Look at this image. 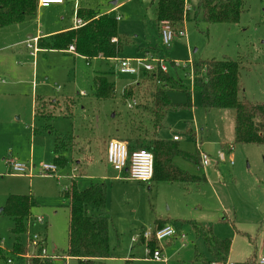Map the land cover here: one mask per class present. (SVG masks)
<instances>
[{
    "label": "rangeland",
    "instance_id": "1",
    "mask_svg": "<svg viewBox=\"0 0 264 264\" xmlns=\"http://www.w3.org/2000/svg\"><path fill=\"white\" fill-rule=\"evenodd\" d=\"M187 1L190 18L176 28L185 35L174 37L170 45L164 43L157 25L158 0H65L43 8L36 0V11L24 22L0 26V246L14 264H22L14 251L15 242L19 239L26 246L34 233H40V245L48 255L68 254L71 209L62 191L71 190L73 181L78 189L94 183L106 187L110 246L106 264H221L196 234L195 222L212 226L219 238L232 240L229 263L252 256V264H263L264 144L235 142L233 108L202 106L200 94L193 90L191 63L224 57L238 61L245 96L252 102H264V0H243L240 18L232 23L196 19L199 0ZM77 11L81 15L110 11L113 18L120 15L116 32L124 43L118 57L144 58L149 57L148 51L164 61L178 82L167 85L171 100L185 104L191 98L190 106L167 113L157 137L172 140L176 134L182 151L209 154L213 160L205 168L178 155L173 159L180 169L200 176L199 183L171 182L161 179V174L148 182L129 180L107 162L105 149L110 139L151 138L152 129H146L153 125L151 113L144 107L151 105L153 83L143 71L119 73L115 60L92 58L88 64L85 58L65 51L33 53L37 44L28 46L29 33L45 36L72 26ZM101 73L114 84L106 95L97 94L95 79ZM128 87L132 94L125 96ZM40 98L59 100L37 106L44 119L52 112L49 121L33 112V103L36 99L40 103ZM190 127L196 134L189 132ZM220 152L225 159L217 157ZM57 157L65 162L58 163ZM8 160L35 166L34 175L12 174L15 171ZM43 164L58 167L42 175ZM11 194L34 199L33 219L25 232L16 231L15 218L5 209ZM37 216L44 217V223L34 220ZM159 220L170 222L176 231L173 237L154 242L161 248L162 261L148 254L146 241L135 240L143 231L154 230ZM29 251L44 258L31 245ZM0 264L7 263L0 260ZM53 264L65 262L55 260ZM70 264L78 261L71 259Z\"/></svg>",
    "mask_w": 264,
    "mask_h": 264
},
{
    "label": "trees",
    "instance_id": "2",
    "mask_svg": "<svg viewBox=\"0 0 264 264\" xmlns=\"http://www.w3.org/2000/svg\"><path fill=\"white\" fill-rule=\"evenodd\" d=\"M189 8L187 0H158L157 22L168 21L176 30L186 19L190 18ZM36 9V0H0V26L21 23L32 16ZM243 9V0H199L195 6V18H202L210 22L232 23L239 20ZM87 16L90 20L89 23L78 31L64 32L60 39L40 38L39 46L42 48H66L75 39L79 52L90 57L99 54L105 57L118 56L123 50L124 42L119 38L115 42L112 41L113 37H118L116 18L95 11ZM144 73L149 75L148 77L153 83L149 93L151 105L144 107L151 113L150 120L153 125L151 127L145 125V127L148 130L152 129V136L149 139L129 137L127 141L129 149H145L153 153V179L161 174V179L171 182L199 183L200 176L190 174L173 163L174 157L178 155L200 165L198 151L196 153L184 152L179 149L175 139L164 140L157 137L167 113L180 107L190 106L191 98L185 104H176L171 100L167 85L178 82L170 76L168 71L155 70L144 71ZM192 73L193 90L200 94L201 104L205 109L233 108L235 110V142L264 144V102H252L245 96L241 82V65L238 61L228 57L194 61L192 62ZM95 80L98 95H106L114 88V84L108 82L104 77H96ZM108 87L111 88L109 91ZM131 90L132 87L125 88L124 95L130 96ZM47 117L50 118V116ZM50 131L54 132L53 127ZM189 132L194 133L193 128L190 127ZM57 139H59L58 136ZM56 149L60 151L58 147ZM56 160L62 164L65 162L61 157H57ZM202 179L206 180V176L203 175ZM62 193L69 197L71 209L68 254L75 258L78 264H106L105 259L110 257V246L109 211L105 185L94 183L83 189L73 187ZM33 202L34 199L30 195L11 194L8 197L5 209L14 216L18 233L27 230L26 220L30 216ZM166 224H170V222L159 220L156 226L162 227ZM193 227L196 234L204 239L212 254L219 259L221 264L253 263L252 256L242 262L229 263L228 257L232 240L219 238L214 234L212 226L195 222ZM14 247L16 255L29 252V245H23L19 239L15 242ZM150 247L152 250L156 248L154 242H151ZM37 250L40 253L42 249L39 247ZM7 258L5 250L0 248V260L7 263ZM51 263L52 260L39 259L36 255L35 258L26 260L25 264ZM213 263L207 262L206 264Z\"/></svg>",
    "mask_w": 264,
    "mask_h": 264
},
{
    "label": "built area",
    "instance_id": "3",
    "mask_svg": "<svg viewBox=\"0 0 264 264\" xmlns=\"http://www.w3.org/2000/svg\"><path fill=\"white\" fill-rule=\"evenodd\" d=\"M65 0H37V4L39 7H49L52 4H63ZM119 18V17H118ZM76 23L78 25H83L84 21L81 18H76ZM161 34L164 40V43L170 45V42L176 36H184L185 32L183 30H175L170 25L168 21L161 22ZM38 37L31 39L29 42L36 43ZM29 47L31 45L29 44ZM70 51L77 52L76 47L74 45H70L68 47ZM37 51L36 46H34L33 53ZM118 70L121 74H138L139 72L144 71H155L162 70L167 71V66L164 64L162 59L154 58V57H136V58H122L119 60ZM193 75V73H192ZM159 83V82H158ZM175 140L179 139L178 135H174ZM228 149H233V144H228ZM217 157L219 159H225V153L220 152ZM106 158L107 162L112 166V168L118 172L126 171L129 179L138 180L141 182H148L153 179L154 176V156L153 153L149 150L145 149H135L130 150L128 143L123 140L112 138L107 143L106 148ZM213 159L210 158L209 154L204 151H200V161L201 166L203 168L207 167ZM230 163L233 164L234 161L232 158L229 159ZM8 164L17 174H23L28 176L34 175V167L31 164L22 163L14 160H8ZM56 164H43L41 166L42 175H50L57 170ZM38 223H43L44 218L38 216L35 218ZM30 221V219H29ZM176 234V231L172 224H166L162 227H156L154 230L143 231L139 236L135 238V240L143 239L148 244V254L155 260L162 261L165 260L161 251V248L156 246L154 250L150 248V242L160 241L165 238L173 237ZM42 240L40 233H34L29 238V245L33 246V248H39L40 241ZM1 248V247H0ZM37 252V251H36ZM24 259H32L35 258L36 253L28 252L25 255L18 254ZM41 256L47 259L57 260L62 259L65 260L66 264H70V256H62L52 255L49 256L46 254L45 250L42 249ZM13 263V259L7 258V264ZM260 263L264 264V254L260 257ZM213 264H218L214 262Z\"/></svg>",
    "mask_w": 264,
    "mask_h": 264
},
{
    "label": "crops",
    "instance_id": "4",
    "mask_svg": "<svg viewBox=\"0 0 264 264\" xmlns=\"http://www.w3.org/2000/svg\"><path fill=\"white\" fill-rule=\"evenodd\" d=\"M118 6H120V4L118 5ZM39 7V6H38ZM41 8V7H40ZM112 9H114V8H112ZM91 11H88L87 13H85L84 15H81L80 14V12L79 11H77L76 12V15L74 16V20H73V24L74 25H72V26H68V27H63V28H59V29H57V30H52V31H49V32H47V34L45 35V36H43V35H37V36H34L32 33H29L28 34V39H27V43L28 44H31L32 42H29L31 39H33V38H35V37H38V40H37V42L36 43H34V44H37V46H36V48H37V51H40V50H49V51H51V50H58V51H65V52H68V53H71V54H73V55H75V56H79V57H82V58H85L86 60H87V63L88 64H90V60L92 59V58H94V59H102V58H107V59H109V60H115V61H117V66H116V70H117V68H118V64H119V60L120 59H122L121 57H118V56H115V57H105V56H103V55H101V54H99V55H96V56H94V57H90V56H88V55H85V54H83V53H81V52H79V50H78V48H77V44H76V40L74 39V41L72 42V43H70L66 48H42V47H40L39 46V39L40 38H46V37H52V38H54V39H60L61 37H62V34L64 33V32H67V31H71V30H75V31H78L80 28H82V27H84V25H86L87 23H89V19L87 18L88 16L87 15H89V13H90ZM100 14H108V15H110V11H107L106 13H100ZM81 18L83 21H84V24L83 25H78L77 23H76V18ZM119 17V18H118ZM114 18H116V20H119L121 17H120V15H117L116 17H114ZM24 22V21H23ZM22 23V22H21ZM157 25H158V27H160V32H161V23L159 24L158 22H157ZM25 26V25H24ZM23 26V27H24ZM22 27V28H23ZM26 28V27H25ZM25 28H23L22 30H24ZM117 39H118V37H113L112 38V41L113 42H115V41H117ZM70 45H74L75 47H76V50H77V52H73V51H70L69 49H68V47L70 46ZM29 46V45H28ZM146 54H148L150 57H153L152 55H150L149 54V52L147 51L146 52ZM128 58H134V57H128ZM191 67H192V63H191ZM117 71H119V70H117ZM168 71V70H167ZM166 71V72H167ZM120 73V72H119ZM96 77H104V78H106L105 77V75L104 74H99V75H96ZM193 80V79H192ZM109 82V81H108ZM111 83V82H110ZM49 102V101H51V102H54V104H56L59 100H56V99H53V100H51V99H46V98H43V99H39V102L40 103H38V99H36V101L34 102L35 103V105H34V103H33V112L36 114V116H41L42 117V115L41 114H39V111H38V108H37V106L40 104V105H43V103L44 102ZM48 114H50V118H48L47 116H45V119L44 120H46V121H49L52 117H53V114H52V112L50 113V112H48ZM48 118V119H47ZM51 123H47V125L48 126H52V125H50ZM53 127V126H52ZM36 130V129H35ZM54 130V129H53ZM193 130H194V133L196 134V131H195V129L193 128ZM56 134H60V133H56ZM176 135V134H175ZM173 137H174V135H173ZM172 137V139H174ZM180 140V137H179V139L178 140H176L177 142ZM124 141H128V139H126V140H124ZM108 143V142H107ZM229 144H232V143H229ZM106 148H107V145H106ZM199 153V152H198ZM105 155H106V149H105ZM85 156V155H84ZM199 156H200V154H199ZM182 157V156H181ZM183 158V157H182ZM107 159V158H106ZM184 159V158H183ZM186 160V159H185ZM19 162V161H18ZM201 162V161H200ZM77 163H82V160H80V161H77ZM27 164H29V163H27ZM194 164V163H193ZM56 165H58V164H56ZM194 165H196V164H194ZM196 166H198V167H201V164L200 165H196ZM10 167V166H9ZM11 168V167H10ZM124 172V171H123ZM121 173V172H120ZM12 174H14V175H16L17 173H12ZM125 174V178L126 179H129V177H128V174H127V172H125L124 173ZM17 175H22V176H28V175H23V174H17ZM205 176V175H204ZM117 177H118V175H117ZM119 177H122V176H120L119 175ZM123 178V177H122ZM129 180H132V179H129ZM136 181H138V180H136ZM74 182V187H77V182L76 181H73ZM78 188V187H77ZM69 188H66V189H64L63 191H65V190H68ZM62 191V192H63ZM63 194V193H62ZM38 217V216H37ZM30 218H32L33 219V217L30 215L29 217H28V219L26 220V225L28 226V223H29V219ZM35 218L36 217H34V220H35ZM44 218V217H43ZM44 221H45V218H44ZM44 223V222H43ZM171 224V223H170ZM29 245V244H28ZM1 247V246H0ZM39 247H41V249H44L43 248V245H40ZM2 249H4L3 247H1ZM5 250V249H4ZM42 251V250H41ZM47 254V253H46ZM22 255H25V254H22ZM48 255V254H47ZM60 257H62V256H70L69 254H66V255H60V254H58ZM16 256H18V257H20L19 258V260H21L20 262L22 263V264H25L26 263V260H28V259H24L23 257H21V256H19V255H16ZM50 256V255H49ZM71 259H75V258H73L72 256H70V260ZM108 259V258H107ZM107 259H105V261H107ZM52 260V259H51ZM57 260H62V259H57ZM70 260H69V263H70ZM55 260H52V264H53V262H54ZM228 261H229V258H228ZM64 262H66L65 260H64ZM66 264V263H65Z\"/></svg>",
    "mask_w": 264,
    "mask_h": 264
}]
</instances>
